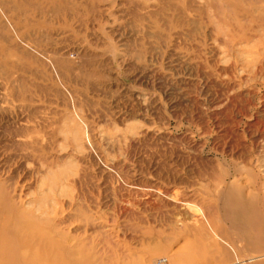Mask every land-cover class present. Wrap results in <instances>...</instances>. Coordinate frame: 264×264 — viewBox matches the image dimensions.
<instances>
[{
	"label": "rangeland",
	"instance_id": "rangeland-1",
	"mask_svg": "<svg viewBox=\"0 0 264 264\" xmlns=\"http://www.w3.org/2000/svg\"><path fill=\"white\" fill-rule=\"evenodd\" d=\"M0 264H264V0H0Z\"/></svg>",
	"mask_w": 264,
	"mask_h": 264
}]
</instances>
